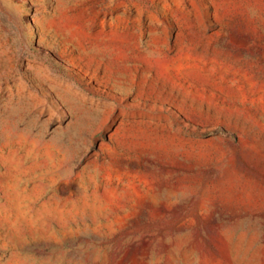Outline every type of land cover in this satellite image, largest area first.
Listing matches in <instances>:
<instances>
[{
	"label": "rangeland",
	"instance_id": "obj_1",
	"mask_svg": "<svg viewBox=\"0 0 264 264\" xmlns=\"http://www.w3.org/2000/svg\"><path fill=\"white\" fill-rule=\"evenodd\" d=\"M0 264H264V0H0Z\"/></svg>",
	"mask_w": 264,
	"mask_h": 264
}]
</instances>
